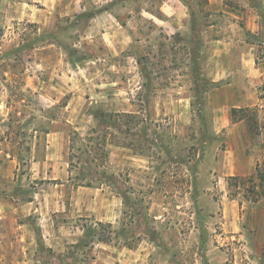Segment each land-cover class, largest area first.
I'll return each instance as SVG.
<instances>
[{"label": "rangeland", "instance_id": "1", "mask_svg": "<svg viewBox=\"0 0 264 264\" xmlns=\"http://www.w3.org/2000/svg\"><path fill=\"white\" fill-rule=\"evenodd\" d=\"M198 2L0 0V264H261L227 179L235 122L264 160V0Z\"/></svg>", "mask_w": 264, "mask_h": 264}, {"label": "trees", "instance_id": "2", "mask_svg": "<svg viewBox=\"0 0 264 264\" xmlns=\"http://www.w3.org/2000/svg\"><path fill=\"white\" fill-rule=\"evenodd\" d=\"M186 2V4H188L189 6L192 4L193 0H184ZM199 1V0H198ZM201 2H198V5L200 6V8L204 7V3L203 0H200ZM206 3H208L209 0H204ZM197 3V2H196ZM193 10V18L194 21L196 22L198 20V14L197 12ZM201 11V9L199 10V12ZM239 111H243L246 113H250L251 111H254L255 115H258V110L256 108H252V107H244V108H233L232 109V113L233 116L235 114V120H236V113ZM101 115H98L97 113H94V115L98 118L100 116H103V118L108 117L107 112L103 111L100 113ZM247 114V118L249 119V126L251 131L254 129H264V124L263 125H259V118H254L250 115ZM234 120V118H233ZM77 133V132H76ZM34 136L30 135L29 139H33ZM37 138V145H39V138L40 136H36ZM7 141L12 142L13 144L15 143H20V141L17 139V135H9L6 137ZM72 147V146H71ZM98 149H100V147H95L93 146V144L86 146V149L82 148V147H78L76 148L77 151H79L80 154H89L90 156V161H86L88 162V167L89 170H96V169H101L103 167L102 163L99 164L98 162V156L97 155V151ZM17 152L18 154V159L21 163L23 164H27L28 162H30L31 160V152H32V145L27 147V151L29 152V154L27 156H25L23 154H21V152L19 150H17V148L14 150ZM94 151V152H93ZM78 153V152H77ZM79 159H81L78 156ZM83 161V159L81 160ZM73 166L77 167V165L73 164ZM87 167V168H88ZM228 182V188L229 190H231L232 187H235V194L237 193L236 191H240L241 189H243L244 191V197L246 198V200L253 202V203H258L261 201H264V160L262 162H257L256 166H255V171L250 174L249 176H229L227 179ZM87 185H93V181L89 180L88 182H86ZM260 260H261V264H264V250L261 252V256H260Z\"/></svg>", "mask_w": 264, "mask_h": 264}, {"label": "crops", "instance_id": "3", "mask_svg": "<svg viewBox=\"0 0 264 264\" xmlns=\"http://www.w3.org/2000/svg\"><path fill=\"white\" fill-rule=\"evenodd\" d=\"M109 41H111V37L108 38ZM238 108V107H235ZM241 108V107H240ZM238 122H235V140H236V146H235V175L238 176H246L251 172V169L253 167V163L256 162L254 160V157L252 155V152H250L251 147L250 145L246 144L245 141L248 140L246 130L245 133L241 132L240 126ZM247 139H245V138ZM257 163V162H256ZM255 163V165H256ZM231 175V176H235ZM89 186V185H88ZM92 186V185H90ZM35 233L38 237L39 241H42L43 233L41 229H36V226L34 225Z\"/></svg>", "mask_w": 264, "mask_h": 264}]
</instances>
